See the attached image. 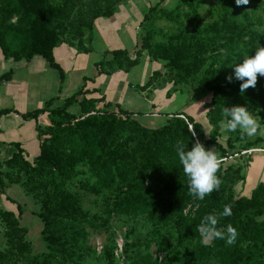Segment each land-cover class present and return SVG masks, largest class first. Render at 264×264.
Masks as SVG:
<instances>
[{
  "label": "rangeland",
  "instance_id": "1",
  "mask_svg": "<svg viewBox=\"0 0 264 264\" xmlns=\"http://www.w3.org/2000/svg\"><path fill=\"white\" fill-rule=\"evenodd\" d=\"M69 2L68 22L64 29H60V43L55 48L58 62L62 67H66V63L68 67H75V57L90 54L95 49H102L101 56L105 50L119 48L128 49L130 52V61L134 66L129 72L115 73L131 75L127 84L132 86L133 93L124 92V96H121L122 90L116 86L111 93L117 96L116 92H120L118 97L121 96L122 102L118 103L140 114H135L131 120L117 117L121 122L117 139L129 133L132 120L147 128L160 129L174 119L175 113H181L184 117H191L201 126L205 139H216V143H209L208 148L213 149L219 159L225 158L221 154L220 145L228 150L229 156L241 150L239 142L235 143V148L228 147L230 132L221 131L218 127L219 121L223 119L221 109L224 107L214 101L211 84H222L229 75L234 77V66L239 62L229 58L226 49L229 42L238 41L246 48L252 49L259 45L264 46L261 41L264 25H259L253 15L252 32L241 27L223 25L221 22L223 15L220 14L217 4L213 0H202V27L216 24L212 32L204 34L201 38L207 43V48L202 50L191 28L186 29L183 36L179 34L176 25L164 20H159L155 25L158 38L154 46L144 44L142 22L145 13L153 6L173 9L178 4H182L184 11L187 9L184 0H69ZM248 5L250 13L254 10L256 14H262L264 19V11H261L257 1L249 0ZM113 7L115 8L112 13ZM108 12L111 14L108 15ZM16 20L17 16H14L11 22L15 23ZM81 23L93 24L95 40L92 43L88 40L89 31L83 28ZM102 24L104 26L107 24V31L112 30L110 33L112 38L109 40L104 38L103 41L99 37V27ZM220 27L223 28L219 33L217 29ZM175 38L176 43H181L188 54L193 57L201 56L202 62L196 71L186 73L171 69L167 66L168 59L153 55L151 49L166 46L158 50V53L164 55L170 41ZM89 49H91L89 53L84 52ZM212 54H215L216 58ZM0 57L2 63H6L2 60L4 58L12 59L6 58L1 49ZM243 58L242 56L240 63ZM32 59L17 62L27 64ZM38 61H42L53 76L48 73L47 86H38L28 92L30 97H36L37 101L41 100L35 109L43 108L50 99H53L52 108H56L82 87L81 84L75 89L73 79L72 83L70 82L71 88L65 86L66 80L63 88L59 89L61 84L59 71L39 55L34 60L37 68ZM96 63V74L88 77L84 84L87 90L94 88L98 90L79 96V103L67 109L69 117L55 123L60 124L59 126H55L48 113L30 121L18 111L9 115L16 119L17 123H23L17 124L14 135L10 120L3 125L0 124V129L4 131V136L0 138V157L8 182L6 194L0 197V264H38L42 255L50 250L45 239L47 225L41 216L45 209L43 205L46 202L55 203L69 198L79 199L80 214L70 219L55 218L48 226L61 238L62 245L71 250V256L64 260V264H184L204 247L200 243L201 237L196 231V225L205 215L201 214L200 201L194 197L178 215L164 213L154 216L145 211L130 212L118 208L114 202L116 189L121 188L120 172L124 167L121 170L112 168L114 176L112 182L108 180L104 182L94 169L85 165L78 166L76 172L67 177L53 173L47 167H43L39 172L35 168H30L36 164L35 157L40 152V145L37 151L29 150L33 131L37 132V137L39 132L43 134L41 139L38 137L39 144L55 134L68 138L69 129L80 120V115H98L104 109L105 101L102 96H105L106 100L109 98L102 88L96 86L98 78L103 75L99 74ZM9 70H12L13 75L15 69L10 66L6 71L0 72V75ZM212 75L215 76L214 81L207 84L206 79ZM120 77L122 80L123 76ZM28 86L30 89L34 88V85ZM65 87L66 91L63 92ZM255 87V91L264 93V76L258 74ZM86 106L90 107L87 113H80V108ZM111 109L116 110L114 107ZM258 120L262 124L264 117ZM26 121L29 122L25 128ZM255 138L257 135L249 137ZM257 146L254 148H258ZM257 151L259 150L224 163L225 168L230 165L232 168H240L239 174L229 182V187L233 190L234 198L247 199L243 215L230 223L237 229L238 235H243L247 229V225H244L246 221L258 223L264 220L262 206L255 209L250 205V201L258 200L254 194L256 188L249 189L246 180L251 157L258 153ZM18 153L22 154L23 159L15 160ZM244 156H249L251 160L246 163ZM9 161L13 163L9 164ZM172 162H178L176 153L172 157ZM26 163H29V166ZM236 224L242 227L239 228ZM212 242L213 240L209 243Z\"/></svg>",
  "mask_w": 264,
  "mask_h": 264
},
{
  "label": "trees",
  "instance_id": "2",
  "mask_svg": "<svg viewBox=\"0 0 264 264\" xmlns=\"http://www.w3.org/2000/svg\"><path fill=\"white\" fill-rule=\"evenodd\" d=\"M213 1L217 4L220 14L223 15L221 19L223 25H231L234 28L241 27L252 32V15L259 25H264L262 14H256L254 10L250 13L248 4L237 6L235 0ZM254 1H257L261 11H264V0ZM0 2V49L2 53L6 58H12L15 61L30 60L37 55L42 56L51 67L59 71L61 79L59 89H62L65 70L55 56V48L60 43V29H64L68 22L69 0H0ZM183 3L187 6L184 11L182 4H178L173 9L153 6L145 13L142 22L144 44L154 46L155 40L158 38V30L155 25L159 20H164L176 25L179 34L183 36L186 34V29L191 28V32L198 40L199 47L202 50L207 48V43L201 38L204 34L212 32L216 24L211 27H202V0H184ZM114 8L111 9L112 13ZM111 12H108V15ZM14 16H17V20L12 23L11 19ZM81 26L89 31L88 40L92 43L95 40L93 24L84 25L81 23ZM222 28H218L217 32L220 33ZM262 36L261 41L264 45V34ZM169 46L164 55L158 53V50L166 46L151 49L155 57L168 59L167 66L169 68L189 73L196 71L200 66L201 56L193 57L188 54L181 43H176V38L170 41ZM226 49L229 58L239 63L243 55H253L255 51V49L246 48L238 41L229 42ZM90 50L84 52L89 53ZM212 56L216 58L215 54ZM96 64L99 67V74L107 75L117 71L129 72L134 66L130 61L129 50L120 48L112 49V51L105 50ZM11 78L12 70H9L0 75V84L10 81ZM88 79L85 77L84 81L86 82ZM214 79L215 76L212 75L206 79V83L210 84ZM241 83L242 81L233 77L231 82L226 80L222 84H211V88L214 90V101L222 107L231 108L233 105L249 107L257 119L263 118L264 93L255 91L256 85L250 86L241 93ZM96 90L98 89L87 90L83 84L62 105L52 108L53 99H50L43 108L28 111L22 116L29 120H37L42 114L48 113L55 124L69 117L67 109L79 103V96ZM102 98L105 101L104 109L98 115H80V120L69 129L70 136L68 138L55 134L40 142V152L35 157L36 164L30 168H35L39 172L43 167H47L53 173L67 177L76 172L78 166L85 165L94 169L97 176L104 182L107 180L112 182L114 179L112 168L121 170L124 167L120 172L121 188L116 189L114 199L118 208L130 212L145 211L154 216L164 213L178 215L186 208L193 196L188 192L187 179L179 162H172L175 144L177 141H183L191 149L193 143L200 142L208 148L209 143H216V139H205L201 132V126L191 117H184L181 113H175L174 119L160 129L147 128L132 120L129 133L117 139V131L121 123L117 117L131 120L135 114L140 113H134L119 103L108 101L105 96ZM89 106L81 107L80 113H87ZM112 107L116 110L111 109ZM14 111H16L14 108L0 109V124L3 115ZM190 124L194 126L195 135L187 129ZM59 125L55 124V126ZM42 136L43 134L39 132V139ZM260 141L259 136L249 139V137H242L239 132H235L230 133L228 147L235 148V143L239 142L241 150H248L254 148ZM219 147L223 157H229L228 150L221 145ZM244 157L246 163L251 160L249 156ZM17 158L23 159L22 154L18 153L15 160ZM221 159L223 158L219 160ZM225 162L220 161L217 172L221 181L219 188L207 195L203 201L199 200L202 206V215L212 213L218 216V228L241 217L247 203L245 198H234L233 190L229 187V182L236 174H239L240 168H232L231 165L225 168ZM12 163L13 161H9V164ZM26 165L29 166V163ZM7 187L8 182L0 157V197L6 194ZM254 194L258 201H250V205L255 209L262 206L264 214V183L256 187ZM225 205L231 206L232 215L220 217L219 213L222 212ZM43 207L45 209L41 216L47 225L45 239L50 250L47 254L42 255L38 264H64V260L70 258L71 250L62 245L61 238L55 235L48 226L55 218L70 219L80 214L81 203L77 198H69L55 203L46 202ZM19 208H21L20 205ZM253 223L255 221L244 223L247 225V229L243 235H238L233 245L226 246L223 240L215 239L184 264H264V220Z\"/></svg>",
  "mask_w": 264,
  "mask_h": 264
},
{
  "label": "clouds",
  "instance_id": "3",
  "mask_svg": "<svg viewBox=\"0 0 264 264\" xmlns=\"http://www.w3.org/2000/svg\"><path fill=\"white\" fill-rule=\"evenodd\" d=\"M237 6L247 5L249 0H235ZM243 61L235 64L233 74L235 79L242 81L240 84L241 93L250 86L257 83L258 74L264 76V46L259 45L253 55H243ZM226 79L231 82L233 75ZM222 117L218 127L221 131L230 133L239 132L242 137H253L258 132L264 131L260 121L246 106L233 105L231 108L221 109ZM194 126H188L191 131ZM175 153L179 165L182 167L184 176L187 179L188 192L195 199L203 201L207 195L218 189L221 181L217 175L220 160L216 152L206 148L203 143L195 142L191 149L183 141L175 144ZM232 215L230 205H225L220 217ZM218 216L216 214L205 215L200 223L196 225V231L200 234V243L208 246L214 239L223 240L226 246L233 245L238 237V231L232 224H227L223 229L218 228Z\"/></svg>",
  "mask_w": 264,
  "mask_h": 264
},
{
  "label": "crops",
  "instance_id": "4",
  "mask_svg": "<svg viewBox=\"0 0 264 264\" xmlns=\"http://www.w3.org/2000/svg\"><path fill=\"white\" fill-rule=\"evenodd\" d=\"M100 31H99V37L103 39L104 38L109 40L111 37L110 33L111 31H107V24L105 26L102 24L100 25ZM113 29V27H112ZM119 33V32H115ZM106 46L107 41L105 40ZM105 46V45H104ZM105 46V48H106ZM102 49H95L94 51L90 52V54H81L77 57H75V67H68L66 63V67H63L65 70V86H70L73 79H75V89L81 86V84H84V78L85 77H91L92 75L96 74V68L95 63L99 61V57L101 56ZM3 56V55H2ZM55 56L56 51H55ZM32 59L31 62H28L27 64L24 62H17L12 59H2L6 63H2L0 61V72L6 71L7 67H12L15 69L14 74L12 75V78L8 82H4L0 84V109L2 108H14L18 112H27L32 109L37 108L38 104L41 103V100L37 101L36 97H30L28 92L33 91L34 89L38 88V86H47V74L50 73L44 63L42 61L39 62V68H37V63L34 62L36 58ZM2 57H0L1 59ZM58 60V58H57ZM60 61V60H59ZM63 62V61H62ZM43 70V71H41ZM50 75H52L50 73ZM53 76V75H52ZM123 76V79L121 80V77ZM130 74H127V76L123 73H115L111 75H101L96 83V86L99 88H102L103 91L107 94V97L111 102L118 103L122 102L121 96H124V92H131L133 93L132 86H128V80L130 79ZM71 80V81H70ZM125 80V81H124ZM123 81L125 83H123ZM130 81V80H129ZM71 82V83H70ZM18 83V84H17ZM59 81H57V87H59ZM34 85V88L31 89L28 88L29 85ZM64 86V85H63ZM118 88L122 90V95L118 97L120 92H116L117 96H114L111 91L114 90V88ZM124 88H123V87ZM30 89V90H29ZM66 91V87L63 89V92ZM108 100V101H109ZM37 102V103H36ZM120 104V103H119ZM5 105V106H2ZM12 113V112H11ZM9 114L3 115L1 118V124L3 125L4 122L10 120L12 122L11 128H12V135H14V129L17 126V124H23V123H17L16 119L9 116ZM31 121V120H30ZM29 121H26V125ZM262 127H264V122L261 124ZM28 128V127H27ZM4 136V131L1 130L0 132V138ZM257 136L261 138V141L258 144L259 151L258 153H255V155H252V160L250 162V165L247 170V186H249V189L256 188L259 184L264 183V151H261L260 149H264V131L258 132ZM30 139V138H29ZM30 151H37L39 149V140L37 137V132L33 131L32 136L30 139ZM1 149V148H0Z\"/></svg>",
  "mask_w": 264,
  "mask_h": 264
},
{
  "label": "built area",
  "instance_id": "5",
  "mask_svg": "<svg viewBox=\"0 0 264 264\" xmlns=\"http://www.w3.org/2000/svg\"><path fill=\"white\" fill-rule=\"evenodd\" d=\"M260 150L261 151H264V149L263 150L260 149ZM255 151H256V148H254V149H248V150H243V151L237 152V153H235L233 155H230L229 157H225V158L221 159L220 161H227L229 159H234L235 157H240V156L245 155V154H252Z\"/></svg>",
  "mask_w": 264,
  "mask_h": 264
},
{
  "label": "water",
  "instance_id": "6",
  "mask_svg": "<svg viewBox=\"0 0 264 264\" xmlns=\"http://www.w3.org/2000/svg\"><path fill=\"white\" fill-rule=\"evenodd\" d=\"M182 117H183V116H182ZM191 131H192V133L194 134V130L192 129ZM194 135H195V134H194Z\"/></svg>",
  "mask_w": 264,
  "mask_h": 264
}]
</instances>
